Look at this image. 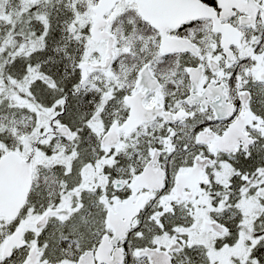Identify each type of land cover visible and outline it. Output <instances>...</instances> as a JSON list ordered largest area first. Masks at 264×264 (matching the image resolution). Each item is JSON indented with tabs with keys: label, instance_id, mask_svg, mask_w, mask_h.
Segmentation results:
<instances>
[{
	"label": "snow or ice",
	"instance_id": "1",
	"mask_svg": "<svg viewBox=\"0 0 264 264\" xmlns=\"http://www.w3.org/2000/svg\"><path fill=\"white\" fill-rule=\"evenodd\" d=\"M0 264H264V0H0Z\"/></svg>",
	"mask_w": 264,
	"mask_h": 264
}]
</instances>
